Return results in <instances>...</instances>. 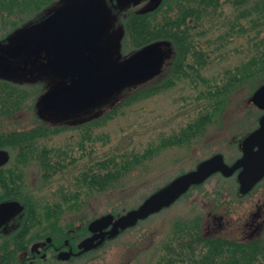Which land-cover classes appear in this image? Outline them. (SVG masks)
Returning a JSON list of instances; mask_svg holds the SVG:
<instances>
[{"label":"rangeland","instance_id":"rangeland-1","mask_svg":"<svg viewBox=\"0 0 264 264\" xmlns=\"http://www.w3.org/2000/svg\"><path fill=\"white\" fill-rule=\"evenodd\" d=\"M84 1L55 0L39 18L48 16L71 2ZM97 1L101 2L104 13L110 19L108 37L116 35L114 41L117 40L119 44L122 41L123 44V48L118 50V57L116 56L118 60L114 65L117 66L122 64L123 57L127 58L134 50L128 48L130 43L122 40L124 28L121 19L128 13L145 11L151 4L141 2L136 5L118 6L114 0ZM26 9L21 8L22 11ZM167 9V5L162 8L158 20H161V15ZM175 10L174 7L170 16L177 14ZM6 14L4 12L0 16V29L6 26L10 28L14 24H23V27H26L35 21V13L32 17V11L26 13L25 20H19L22 19L20 14L19 17L15 16L19 19L13 18V13L9 17ZM234 19L233 9L224 6L218 17L210 21L204 20L208 29L200 39L201 42L198 38L197 41L204 47L207 61L200 67L198 76L191 70H187L186 77L171 75V72L163 70L162 66L153 75L129 82L114 94L70 113L45 112L41 107L40 98L56 82L55 78L32 77L22 72L0 73L3 80L17 84L19 89L23 85L28 86L27 90L31 91L34 97L29 99V95L20 112L11 119H0V132L47 126L54 132L36 141L34 139V144L66 154L65 167L48 178L43 177L41 165L36 157L35 161L29 160L26 166H20L19 171L24 182L22 186L31 200L35 202L36 198L38 208L58 202L62 192L71 193L76 189L78 174L95 161H91L95 156L101 158L105 154L119 152L143 153L153 148L150 156L140 164L131 166L111 189H85L80 195L82 201L79 206L77 203L73 207L64 206L59 223L84 225L88 221H80L79 218L87 213L90 218L96 216L89 225L101 216L113 215L108 213L109 211L117 213L113 215L115 218L123 215L140 205V201L142 202L144 196L151 194L153 188L165 186L214 153L222 155L227 163H233L241 155L243 137L257 126L262 114V110L253 102V94L256 91L252 89L254 85L249 89V85L241 84L221 93L219 97H206L204 94H207V90L215 91V87L224 86L223 72L227 69L234 71L233 68L255 54L254 51H249L246 35L228 33L229 22ZM206 40L213 44L208 46ZM160 41L168 44L165 40L154 43ZM13 43L14 41L10 40L5 45L10 46ZM165 44L162 49L172 50ZM165 79H170L171 82L168 81L165 85L162 83ZM249 90H252V93H249ZM134 93L135 97L127 100ZM107 113L111 115L104 117ZM202 115H207L208 119L198 133L189 134V137L180 143L160 146L164 138L177 135L181 129L195 123ZM11 152L15 154L14 151ZM52 159L54 160V156ZM232 177L235 178V175ZM216 179L218 176L210 178L205 183V188L209 189L217 182ZM224 185L221 183L219 187L223 196L229 197L228 186ZM253 194L252 200L249 195L236 196L235 201L239 203L233 200L227 203L223 199L217 206L215 201L218 198L212 193L191 191L187 194L188 197H180L172 205L140 220L138 224L108 240L105 245L78 257V262L73 264H160L164 247L174 239V232L179 231L182 224L190 226L198 222L205 230L222 227L229 237L243 238L244 234L254 231L255 225L264 224V184L259 185ZM212 199L215 206L210 203ZM252 218L257 219L255 223H252ZM41 225L35 226V234L41 233Z\"/></svg>","mask_w":264,"mask_h":264},{"label":"trees","instance_id":"trees-1","mask_svg":"<svg viewBox=\"0 0 264 264\" xmlns=\"http://www.w3.org/2000/svg\"><path fill=\"white\" fill-rule=\"evenodd\" d=\"M53 1L55 0H0V16H2L4 12L7 13L6 15H8V17L13 13L15 14L13 18L19 19L15 16L19 17L20 14L22 19L19 20H25L26 13L32 11V17H34L35 13V21L40 20L45 16L39 17L45 14L46 8ZM114 2L116 1L114 0ZM166 5L169 10L167 9V11L161 15V20H158L162 8H165ZM224 6H230L235 14V19L229 22L228 33L239 36L246 35L249 51H254L255 54L251 55L245 62L233 68L234 71L231 69L225 70L223 72L224 86L215 87V91L211 89L207 90V94L205 93L204 95L206 97H219L221 93L234 89L241 84L249 85V89L254 85L252 88L254 91L258 87L264 85V0H161V3L154 8L140 12H131L121 19L124 28L122 40L130 43V47L127 46L128 48L139 49L143 46L165 39L168 36L173 42L174 51L179 58L181 57L177 59L178 62L182 60L186 63L182 68L177 70V73H179L177 75L186 77L188 76L187 70H191L198 76L200 67L202 68L207 61V56L204 47L197 41V38L201 42L200 39L205 35L208 29L204 25V20L210 21L218 17L222 13ZM174 7L177 14L170 16V12H172ZM21 8L22 10L25 8L27 9L22 11ZM166 18L173 20L171 21L173 22L171 23L172 28L168 30H166ZM206 43L208 46L213 44L209 40H206ZM177 67H179V64ZM27 88L28 86L23 85L21 89H19L16 84L4 80L0 81V119H11L20 112L23 103L28 100L29 95V99H31V97L34 98L33 93L28 91ZM251 91L252 90H249V93ZM135 95L136 93L128 97L127 100L133 99ZM124 103H126V100ZM109 115L111 114L107 113L104 117H108ZM207 119V115H202L195 123H190L185 128L181 129L180 133L177 135L164 138L160 146L180 143L186 140L189 134L198 133L203 128ZM22 131L26 133L19 136H9L7 139L8 145L12 148H25L27 149L26 152H33L35 148V157L41 165L44 178L50 177L52 174L65 167V152H59L53 149L50 150L45 148V146L41 147L33 142L34 139L36 141V139L38 140L40 137H45L53 133V129L39 125ZM34 132L36 133L35 138L32 134ZM152 151L153 148H149L143 153L136 152L133 154H126L119 152L105 154L101 158L95 156L91 159V161H95L86 166L85 170L78 174L76 181L78 187L71 193L62 192L58 202L45 204L42 208H38L39 203L36 198L35 202L29 199L35 207V218L38 220V225L43 223V226L41 225L40 227L42 228L41 234L50 233L53 235L54 241L61 242L66 236V229L70 228L73 242H77L79 239L85 237L89 232L88 223L94 216L90 218L88 213L85 214V216H81L79 218L80 221L88 222L80 226H75L71 222L61 224L58 220L64 206L68 205L73 207L76 203L77 206H79V203L82 201L80 195L83 194L85 189L96 191L111 189L112 186L126 174L131 166L140 164V162L151 155ZM52 156H54V160ZM214 176H218V179H216L217 182L212 184L209 189H206L205 183ZM232 178V176L225 177L219 173L214 174L206 181L193 185L181 198L186 197L191 191H203L205 193H212L218 200L221 199L220 201L225 199L224 201L231 202L233 198L240 193L234 182L235 178ZM221 183L228 186L229 197L223 196V191L219 187ZM161 187L162 186L153 188L151 193L157 191ZM256 188L254 191H256ZM148 195H150V193ZM147 196H144V199ZM226 198L228 199L226 200ZM144 199H142V201ZM108 213H112L114 216L117 214L114 211H109ZM182 225L185 226V224ZM183 226L180 227V229L195 228L199 226V223L196 222V224L190 226ZM260 227L259 230L245 237V239H229L223 241L221 238L213 240L206 237V240H202L201 237H199L196 242L208 244L209 247H207L206 250H204L203 247L198 250L194 249L198 254L192 256L184 254L188 251L185 245H182V247L175 246L186 242L184 238L188 236L183 233V231L177 230L174 232V239L167 243L168 257L166 262L167 264H182L185 263V260H194L207 261L210 263V261L213 260L215 262H213V264H264V224ZM218 243H220L222 247L224 245H226V247L215 249ZM176 250H179L177 255H173ZM205 251L214 252L215 255H204L203 252ZM88 253L89 252L82 254L81 257Z\"/></svg>","mask_w":264,"mask_h":264},{"label":"water","instance_id":"water-1","mask_svg":"<svg viewBox=\"0 0 264 264\" xmlns=\"http://www.w3.org/2000/svg\"><path fill=\"white\" fill-rule=\"evenodd\" d=\"M141 0H116L118 6L137 4ZM155 1V0H152ZM47 16V15H46ZM42 20V28L47 27L50 37L57 49L54 56L42 67L51 70L61 80H70L44 93L40 99L43 110L66 113L82 105H90L112 94L119 85L144 78L155 68L153 47L145 46L134 53L119 70L100 75L96 72L93 58L89 54L97 48L103 37L109 17L104 13L102 4L97 0L71 2L60 7ZM26 47V39L7 51L11 57L21 53ZM19 66L5 63L4 72H15ZM253 102L264 109V85L253 94ZM242 154L232 164H227L223 156L215 154L201 161L194 169L185 172L158 191L148 196L137 208L114 218L106 214L94 220L89 229L93 234L84 238L79 247L88 250L101 244L105 237L115 236L119 230L133 226L139 219L146 218L161 208L174 202L189 187L202 183L214 173L231 176L236 179L241 193L249 192L264 176V114L260 117L258 127L251 131L241 142ZM7 153L0 150V164L7 161ZM16 202L0 205V211L9 216L16 208ZM70 252L61 254L62 258Z\"/></svg>","mask_w":264,"mask_h":264},{"label":"flooded vegetation","instance_id":"flooded-vegetation-1","mask_svg":"<svg viewBox=\"0 0 264 264\" xmlns=\"http://www.w3.org/2000/svg\"><path fill=\"white\" fill-rule=\"evenodd\" d=\"M141 2H148L150 7L148 9L154 8L161 3V0H141ZM136 5V4H132ZM146 9V10H148ZM42 20L40 21H33V24L26 26V28H23V24H14L11 25L9 28L6 26L4 29H0V73H3V67L6 64L9 66H19L21 69L15 71V72H22L26 73L29 76L32 77H47V78H55L56 82L48 89L50 90L53 87H58L61 85H65L70 78L66 80H61L60 78L56 77L55 74L44 67H42L49 59H51L55 51L57 49V46L53 39L50 37V34L48 32V28L44 27L42 28L43 24ZM173 20L166 18L165 23L166 30L171 29L172 25L171 22ZM110 24V19H109ZM109 24L106 27V30L103 34V37L98 43L97 48H92L89 51V54L93 58V63L96 66V72L100 75H108L111 74L120 68H122L130 59V57L136 53L138 50L134 48L133 54L130 56L123 57L122 64H119L115 66L117 62L119 48H123L122 41L119 42L116 40V35H111L108 37L107 31L109 28ZM175 24V23H174ZM171 26V27H170ZM26 39V47L25 49L16 55L15 57H11L7 54V51L9 49H12L13 47L19 45L21 43V39ZM10 40L14 41V43L10 46H6L5 43L9 42ZM168 42V44H165L163 42L158 43H152L150 44L151 47H153V58L156 62L154 70L149 73L144 78L151 76L154 74V72L157 71L158 68L164 67L163 70H168V72H171V75L173 74H179L177 73V70L179 68H182L184 64H186L184 61L180 60L178 62L177 59H180L177 53L174 51L173 42L170 40V37H166L165 39H162ZM164 44L168 47L172 48V50H164L162 47H164ZM160 45V46H159ZM125 49H127L124 46ZM127 56V55H126ZM121 57H119L120 59ZM179 64V67H177ZM185 69V68H184ZM12 72V71H11ZM143 79V78H142ZM140 80V79H139ZM0 81H3V79L0 77ZM7 81V80H4ZM136 81V80H135ZM167 81H170V79L163 80L162 83H165V85L168 83ZM132 82V81H129ZM125 82L117 89L121 88L122 86H125L127 83ZM14 84V83H13ZM17 85V84H16ZM163 85V84H162ZM116 89V90H117ZM47 90V91H48ZM115 90V91H116ZM46 91V92H47ZM110 95V94H109ZM41 103V107H42ZM88 105H82L78 108H82ZM43 109V107H42ZM76 109H73L71 111H74ZM45 111V110H44ZM71 111H68L66 113H70ZM45 112H54V113H60L55 111H45ZM264 114V109H262V114ZM260 116V117H261ZM258 125V124H257ZM22 130H15V131H9V132H0V150L5 151L7 153V161L5 163L0 164V205L6 202H16V210L11 213L9 216L7 213H4L0 211V264H56L57 262H63L65 264H73L74 262H78V257H81L82 254L86 252H91L96 250L97 248L101 247L108 239L109 237H105L103 242L96 247H93L88 250H83L79 247V243L86 237H89L93 234L89 230L88 234L79 239L77 242H73L71 238V230L70 228H67L65 233L66 236L63 238V240L60 242L54 241V237L52 234H35V226L38 225V220L35 218V207L30 202V196H28L27 191L23 188L22 184L23 182V176L21 172L19 171L20 166L23 165L26 166L29 160L35 161V150L33 152H26L27 149L25 148H12L10 145H8L7 139L11 135H24ZM35 138V132L32 133ZM35 149V148H34ZM11 151H14L15 154H13ZM25 151V152H24ZM29 151V149H28ZM27 154H31L28 156ZM32 158V159H30ZM14 162V163H13ZM23 166V167H24ZM234 182L236 183V186L239 191V184L237 179H234ZM264 184V176L262 179H260L252 189L247 193H240L236 196L238 197H244L249 195V199L252 200V196L254 195V190L259 185ZM18 185V186H17ZM235 196V197H236ZM182 197V196H181ZM188 197V196H187ZM235 197L233 198L234 202ZM209 202L208 200H206ZM175 202V201H174ZM173 202V203H174ZM212 202V203H211ZM217 206L220 205L223 201L217 200L215 201ZM220 202V203H219ZM171 203L170 205H172ZM210 203L213 204V199L210 200ZM228 203V202H227ZM169 205V206H170ZM168 207V206H167ZM256 216V215H255ZM256 218H252V223L256 222ZM261 227L260 225H255L254 231L256 232ZM181 231L188 235L184 238L186 242H183V244H177L175 246L185 245L188 249L187 252L184 254L188 256L197 255L198 252L194 249L198 250L199 248L203 247L204 250H206L208 244H200L197 243V239L201 237V239L206 240V237L208 239H219L221 238L224 240L229 239H245V237L251 235L253 232H248L244 234L243 238H232L229 237L226 233V230L222 227L212 228L210 230H205L203 226L199 225L195 228H181ZM222 245L218 243L215 247L221 248ZM226 245H224L222 248H225ZM179 250H176L173 255H177V252ZM70 252L69 255H66L65 258L61 257V254ZM204 255H215L214 252H203ZM167 257H168V247L165 246L163 249V253L160 255V262L161 264H167ZM213 260L209 262L207 261H194L185 260V263L182 264H213ZM215 263V262H214Z\"/></svg>","mask_w":264,"mask_h":264}]
</instances>
